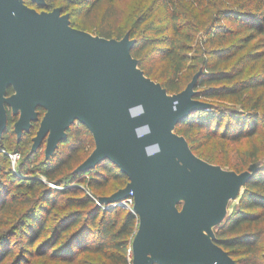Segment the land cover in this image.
I'll list each match as a JSON object with an SVG mask.
<instances>
[{
  "label": "trees",
  "instance_id": "16d2710c",
  "mask_svg": "<svg viewBox=\"0 0 264 264\" xmlns=\"http://www.w3.org/2000/svg\"><path fill=\"white\" fill-rule=\"evenodd\" d=\"M48 1L49 9L60 7L69 15L74 28L89 32L87 21L97 20L94 35L121 39L128 34L135 40L131 55L139 68L168 94L182 91L200 72L195 99L229 101L238 107L193 111L176 125L175 133L193 153L215 138L247 140L250 149L240 154L234 172L259 162L261 148L255 139L264 138V0H151L131 24L120 27H115L120 23L113 16L114 0ZM74 16L82 19L78 27ZM200 30L205 45L194 50L189 65L188 44ZM34 134L20 142L8 135L0 139V147L14 142V152L31 148ZM66 135L47 159L38 160L44 144L34 152L29 148L19 174L7 168L8 152L0 149V264L131 262L137 216L119 207L98 206L93 199L123 188L127 176L107 159L86 172H74L94 141L78 122ZM214 234L237 264H264V162L242 188L238 207Z\"/></svg>",
  "mask_w": 264,
  "mask_h": 264
},
{
  "label": "water",
  "instance_id": "95a60500",
  "mask_svg": "<svg viewBox=\"0 0 264 264\" xmlns=\"http://www.w3.org/2000/svg\"><path fill=\"white\" fill-rule=\"evenodd\" d=\"M134 43L128 34L106 39L74 28L60 7L37 11L23 0H0V134L3 103L19 112L18 135L44 110L30 152L44 144L46 159L72 124L89 130L94 148L74 172L107 159L127 176L97 205L133 198L138 225L129 264H237L212 229L258 167L237 173L197 157L175 127L208 107L194 98L200 72L168 94L139 68ZM8 87L14 92L5 99Z\"/></svg>",
  "mask_w": 264,
  "mask_h": 264
},
{
  "label": "rangeland",
  "instance_id": "374dc122",
  "mask_svg": "<svg viewBox=\"0 0 264 264\" xmlns=\"http://www.w3.org/2000/svg\"><path fill=\"white\" fill-rule=\"evenodd\" d=\"M150 1L151 0H114L113 4H114L115 14H113V16L119 19L118 21L120 23V24H116L115 27H120V25L123 23L131 24L137 17L140 16V14L142 13L144 9L146 10L148 9ZM49 3L53 4L54 2L51 0V1H48V4ZM60 3H61L60 1H56V3L53 5H59ZM103 8L105 7L103 6ZM41 9L43 10L44 8H41ZM100 13H101L100 11L97 12V14H100ZM73 21L75 23V24L73 23L74 26H77V27L80 23H82L81 22L82 19L76 16L73 17ZM87 23H88L87 26L92 28L91 30H89V32L94 35L95 26L93 25H96L97 20H89L87 21ZM91 23L93 24L91 25ZM204 45H205V38L200 30L195 35L193 42L191 44H188V47L191 49L188 54L189 57L191 58V60L188 63L189 65H192V63H194L193 62L194 60H192L194 57H196V52H194V50L198 48L199 46L204 47ZM191 79L192 78L190 77L188 82H190ZM201 100L202 102L204 101L206 105H208V107H206L208 110H213V108H217L220 110L222 108L231 107V106L238 107V104H234L229 101H218L215 99H201ZM262 129H263L262 131H264V120L262 124ZM255 142L261 148L260 153H259V162L255 164H251L250 166L256 165V167H259V165L264 162V138L263 139L256 138ZM29 148H30L29 146H26L23 151L14 152V142H12L11 145H7V146L4 145L2 148L0 147L1 150H5L6 152H8V160L6 161V166L11 172L15 174L20 173L21 161L23 159L24 154L29 151ZM248 149H250V144L248 143L247 140H243L239 143H229L228 141H225L223 139L215 138L211 140L210 142H208L207 144H205L204 146L195 150L194 153L198 157H200L202 160H205L212 165L219 166L223 170L233 171L232 169L233 165L237 164L241 160L240 154H242L244 151ZM39 154L40 155H39L38 160L44 158V145L41 148ZM13 155H16L15 160H13L11 157ZM250 166H247L246 168H244V170H248ZM26 175L27 174H25V176ZM46 184L50 187H56L53 183H50V182H46ZM106 195H109V194H106ZM93 199H94V202L97 204L98 202L97 197L95 198L93 197ZM100 206L104 207L105 205H100ZM237 207H238V197L227 201L225 205L224 218L225 217L227 218L228 215L231 212H233ZM224 218L222 220H224ZM220 225L221 224L214 226L212 230L215 231ZM16 238L17 237H15L14 239ZM263 253H264V244H263ZM90 261H91V264L99 263L95 259H91Z\"/></svg>",
  "mask_w": 264,
  "mask_h": 264
},
{
  "label": "flooded vegetation",
  "instance_id": "af4514ba",
  "mask_svg": "<svg viewBox=\"0 0 264 264\" xmlns=\"http://www.w3.org/2000/svg\"><path fill=\"white\" fill-rule=\"evenodd\" d=\"M23 2L27 6H29L31 8H34L37 11H41L42 10L40 7H38L36 5V3H34L32 1H30V0H23ZM44 4H45V7H43L44 11H51L52 9L57 8V7H54V8H50L49 9L47 7V5H46L45 0H44ZM62 14H63V12H62ZM13 92L14 91L12 90V88L8 87L7 90H6V94L4 95V98L6 99V98L10 97L13 94ZM3 107H4L5 112H6V129L5 130H7V131L4 130L0 134V139L7 138L8 135H9V136H14L16 141L20 142L22 139L25 138L26 135L31 134L32 132L36 133V131H37L38 127H39L40 121L42 119V116L44 114V110L43 109H41V108L36 109V112H37L36 120L31 121V124H30L28 130H22V132L18 135L14 131V124L16 123V121L19 118V112L18 111H14L12 109V107L10 105H8L7 103H3ZM34 135L32 137H34Z\"/></svg>",
  "mask_w": 264,
  "mask_h": 264
},
{
  "label": "built area",
  "instance_id": "2783aa9c",
  "mask_svg": "<svg viewBox=\"0 0 264 264\" xmlns=\"http://www.w3.org/2000/svg\"><path fill=\"white\" fill-rule=\"evenodd\" d=\"M13 160H15L16 155L11 156ZM108 207H119L124 210L131 211L133 207V198L130 196L128 198H125L122 201L116 202Z\"/></svg>",
  "mask_w": 264,
  "mask_h": 264
}]
</instances>
